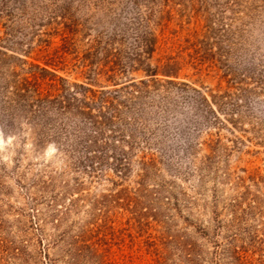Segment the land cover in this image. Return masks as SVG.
Segmentation results:
<instances>
[{"label": "rangeland", "instance_id": "rangeland-1", "mask_svg": "<svg viewBox=\"0 0 264 264\" xmlns=\"http://www.w3.org/2000/svg\"><path fill=\"white\" fill-rule=\"evenodd\" d=\"M0 264H264V0H0Z\"/></svg>", "mask_w": 264, "mask_h": 264}, {"label": "trees", "instance_id": "trees-1", "mask_svg": "<svg viewBox=\"0 0 264 264\" xmlns=\"http://www.w3.org/2000/svg\"><path fill=\"white\" fill-rule=\"evenodd\" d=\"M28 85H29V83H26V89L28 88ZM50 87H52V86H50ZM53 88V87H52ZM89 90L88 89H86V91L85 92H83V94L81 95V97H82V99L79 101V104H80V106H79V108L77 109L78 111H79V113H81V114H84L83 112V108H86L87 107V105H89V103H87L85 100H86V98H87V96H86V94H87V92H88ZM33 98H36L37 97V99L40 97V94L39 93H37V90L36 89H33ZM50 98V96L49 95H46L44 98H43V100L42 99H38L37 100V102L39 103V104H42V103H44L45 105L47 104V106H48V108H49V105L50 104H55L56 105V107H57V110L59 111V112H67V111H69L70 110V103H69V101H70V99H68L65 95L64 96H62V95H59L58 97H56L55 99H53V100H50L49 99ZM73 100L74 101H77V98H74L73 97ZM85 115H89V114H85Z\"/></svg>", "mask_w": 264, "mask_h": 264}]
</instances>
